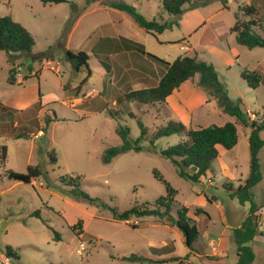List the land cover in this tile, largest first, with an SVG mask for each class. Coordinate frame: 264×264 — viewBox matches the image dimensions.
<instances>
[{
  "label": "rangeland",
  "instance_id": "rangeland-1",
  "mask_svg": "<svg viewBox=\"0 0 264 264\" xmlns=\"http://www.w3.org/2000/svg\"><path fill=\"white\" fill-rule=\"evenodd\" d=\"M110 1L135 5L149 20L160 19L164 14L168 22L175 19L164 10L163 0H69L62 4L0 0V16H12L36 41L31 54L8 55L0 50V100L20 89L8 82L13 67L16 75L18 67L22 76L33 73L35 77L24 86H32L33 91L38 85L42 95V103L16 114L13 121L0 126V146L7 147L6 162H0V249L11 247L18 252L20 258L14 264H237L234 233L225 228L231 226L229 219L235 226V221L241 222L250 212V203L241 205L229 191L237 189L250 175L251 127L235 118L239 143L232 150L222 148V158L214 162L210 178L191 183L181 178L171 162L160 154L184 137H165L152 146L158 126H154L157 121L151 105L120 101L115 104L120 97L117 89L103 95L105 103L85 115L81 112L78 115L70 105L64 84L80 85L71 92L73 95L90 90L89 98L96 97L106 71L101 64L104 57L99 56L100 61L93 57L89 63L92 75L88 78V69L76 71L66 53L83 50L92 55L88 36L110 20L111 12L104 9L92 12L83 18L80 29L71 37L72 29L84 12L91 11L94 5L108 6ZM201 1L195 3L198 5ZM250 5L256 6L257 18L263 26L264 0H210L208 5L195 9L187 5L178 20L206 22L208 28L227 29L235 25L236 14L240 21L247 19L242 9ZM116 12L146 33L130 14ZM117 13L114 15L118 17ZM98 30L96 36L102 31ZM166 35L173 33L169 31ZM193 37L194 40L189 39L191 44L200 39L196 33ZM233 37L235 42L231 45L238 48L239 61L235 67L219 69V77L229 97L242 100L241 107L248 115L251 113V121H260L264 118V86L252 89L241 72L259 69L264 73V48L242 46ZM179 44L166 49L175 51ZM52 111L59 121L48 126L46 122L52 119ZM79 116L85 118L79 119ZM139 122L149 127H145L147 134L141 143L144 150L129 151L110 163L105 162L106 150L122 142L116 132L118 124L128 126L131 140L135 141L141 136ZM261 136L264 139V131ZM54 155L58 157L57 163L51 160ZM259 157L264 177V149ZM29 166H38L43 173L34 183L24 184L9 178L10 171L27 173ZM157 175L172 186L171 194L176 198L171 212L173 218H178L182 207H188L189 216L199 229L193 249L187 246L181 230L166 219L132 218L128 222L114 219V211L122 213L135 205H153L167 195L166 185ZM76 178L80 179L77 181L80 187L72 182ZM82 191L90 199L82 197ZM253 191L260 207L262 231L250 245L256 253L254 264H264V178ZM200 199L201 203H197ZM197 209L204 212L197 213ZM224 212L229 219L222 216ZM79 221L84 224L82 237L71 229Z\"/></svg>",
  "mask_w": 264,
  "mask_h": 264
},
{
  "label": "trees",
  "instance_id": "trees-1",
  "mask_svg": "<svg viewBox=\"0 0 264 264\" xmlns=\"http://www.w3.org/2000/svg\"><path fill=\"white\" fill-rule=\"evenodd\" d=\"M44 4L67 3L69 0H41ZM199 0H163V8L170 15L175 17L173 21H163V19L149 20L144 15L138 12L137 7L123 1H110L108 6L122 12L130 14L136 23L149 33H163L166 30H172L174 26L178 25V18L184 13L185 6L189 5V9H195L199 6H206L210 0H202L200 4H196ZM223 5L227 6L226 1ZM243 12L246 20L240 21L238 14H236V23L231 28V32L236 35L237 43L251 49L264 48V25L260 24L258 20V11L256 6L250 5L244 7ZM127 48L139 49L145 53L143 45L122 39ZM36 46V41L33 34L20 22L13 19L12 16H0V50L8 55H25L31 54ZM67 59L73 65L76 71H80L86 67L91 75L89 67L90 55L84 51L72 52L67 51ZM155 59L165 70L157 85H150L146 89L132 90L129 93L120 92V100L123 102H138L143 105H154L156 103H165L167 98L173 92L179 89L186 81L193 79L196 75H200L199 86L209 95L210 98L217 100L222 111L232 117L237 118L247 127H251L252 131L249 136L250 141V175L237 189L230 190L231 197L237 198L241 205L250 203V212L248 217L244 220L240 228L234 229V241L237 245V264H254L256 261V253L250 243L261 234L260 207L255 202L254 188L263 181V173L261 170V160L259 154L264 149V139L261 133L264 131V118L260 121H251L247 112H245L241 105L242 100H232L229 97L228 91L224 83L221 82L216 67L206 61L199 60L196 56H181L173 62H167L159 59L153 55H149ZM106 66V65H105ZM107 69L109 67L107 66ZM16 69L13 67L10 70L9 83L14 84ZM242 78L248 83L252 89H257L264 86V73L255 69L253 71L245 70L241 73ZM42 103V96L39 93ZM122 97V98H121ZM38 103V104H39ZM116 103V104H117ZM7 110L6 107L0 103V112ZM53 117L47 121L49 126L51 123L59 121L56 113L53 112ZM111 115L115 117L110 110ZM237 123L229 121L226 124L211 125L206 128L195 129L188 127L180 121H170L165 127H160L154 139L151 141L152 146H156L157 141L162 138L178 135L184 137L178 144L161 151V156L169 160L174 166L176 173L183 179L191 183H200L203 178H206L208 173L214 169V162L220 156V148L225 150H232L239 143V132ZM141 129V136L135 141L131 140V130L128 126L118 124L116 132L121 138V144L118 146L109 147L104 154V161L110 163L116 157L129 152H141L144 147L141 145L147 134L146 128L142 122H139ZM7 147L0 146V162H6ZM53 163L58 162L57 155L51 157ZM40 167L29 166L27 173H18L15 171L9 172L11 180L21 182L24 184H32L33 181L42 175ZM158 180L164 182L167 188V195L162 197L156 204H142L118 213L114 211V219L116 221H129L132 218H146L159 217L166 219L172 225H176L184 234L186 244L193 249V245L199 236V229L194 223V220L189 216L188 207H182L178 211V218L175 219L171 215L175 199L172 196V186L164 179L163 176L157 175ZM72 182H77L79 178L73 179ZM77 186L80 184L77 182ZM226 188V187H225ZM82 197L90 199L86 192H81ZM178 195V194H177ZM212 201V200H211ZM204 212L202 209H197L198 212ZM36 216L39 213L35 214ZM83 222L79 221L71 227L76 236L82 237L84 235ZM56 239L61 240L58 232H56ZM10 254L19 259V254L11 247H7ZM127 260H132L133 257H125Z\"/></svg>",
  "mask_w": 264,
  "mask_h": 264
},
{
  "label": "crops",
  "instance_id": "crops-1",
  "mask_svg": "<svg viewBox=\"0 0 264 264\" xmlns=\"http://www.w3.org/2000/svg\"><path fill=\"white\" fill-rule=\"evenodd\" d=\"M134 4H137V1L134 2ZM102 9L111 12L110 20L98 27V29H102L99 36H96L98 30L96 29L89 34L87 40L89 43L88 47L93 53L90 55L89 63L93 57H96L98 60L99 56L104 57V61L101 62V64L104 66L106 72L102 79V88L98 91L99 95L89 98L90 90H87L85 93L77 91L76 94L73 95L71 92L74 93V90L78 89L80 85L68 87L67 84H64L63 87L69 95L71 107L74 108L78 115L80 112L85 115V113L96 111L97 105L105 103L103 95L108 94L114 89H117L116 93H129L132 90L146 89L150 85H157L165 68L149 55H153L167 62H173L181 56H196L201 61L213 64L217 69L218 75L220 72L219 69L235 67L239 61L240 55L238 48L231 45L235 42L233 36L236 37V35L231 32L232 27L227 29H223L224 27L220 26L208 28L206 22H203V24H195L186 20H178V25L174 26L172 30H166L163 33L155 34L145 30L146 33H143V31L136 28L130 20L128 21L123 14L122 16H124V18L119 16V13L116 11L120 10L109 6L101 7L99 5H94L91 11L84 12L75 23L71 37L80 29L83 18L90 15L92 12H100ZM115 13H117L118 17L114 15ZM165 16L166 14L161 17L164 22L166 21ZM175 30H178L177 33H174ZM169 31L172 32L173 35H166V32ZM195 33L200 35V39L195 44H191L189 39L194 40L195 37H193V35ZM122 39L143 45L145 53H142L139 49L127 48L125 42H122ZM176 43L180 44L175 51H168L166 49L173 48ZM67 50L70 49L68 48ZM107 66L109 69H107ZM18 69V73L14 78V84L12 85L18 86L20 89L15 94H10L0 100V103L7 108V110L0 112V126H2V124L3 126L7 125L8 122L14 120L16 114L26 112L38 104L40 100L38 85H35V90L33 91L32 86H24L25 83L30 81V78L32 79L35 77L34 74L22 76L20 74V67H18ZM91 75H88V78H90ZM85 79L87 81V78ZM199 81L200 75L198 74L193 79L186 81L179 89L175 90L173 94L167 98L165 103L151 105L155 115L154 119L157 121V123H154L155 127L158 126V128L156 127L157 130L160 127H165L172 120L180 121L186 126L195 129L206 128L214 124L222 126L229 121L236 122L235 117L224 113L219 107L217 100L210 98L199 86ZM97 102H99V104H97ZM116 103L117 101L115 104ZM225 114L228 115V117H224ZM249 115H251V113H249ZM80 117L81 116L78 118H85V116L83 118ZM145 127L148 126L145 125ZM219 150V159H221L222 147ZM225 168L230 170L228 165H226ZM212 174V172L208 173L207 177L203 178L202 181L210 178ZM201 200L202 199L197 203H201ZM222 216L229 219L227 212H224ZM245 219H242L241 222L235 221V226H232L231 219H229L231 226H226L225 230H229L233 234L234 229L240 228ZM260 224V230L262 231L261 219ZM211 244L214 245V242L212 241ZM157 260L163 259L157 258Z\"/></svg>",
  "mask_w": 264,
  "mask_h": 264
},
{
  "label": "built area",
  "instance_id": "built-area-1",
  "mask_svg": "<svg viewBox=\"0 0 264 264\" xmlns=\"http://www.w3.org/2000/svg\"><path fill=\"white\" fill-rule=\"evenodd\" d=\"M14 255L10 254L7 249H0V264H14Z\"/></svg>",
  "mask_w": 264,
  "mask_h": 264
},
{
  "label": "water",
  "instance_id": "water-1",
  "mask_svg": "<svg viewBox=\"0 0 264 264\" xmlns=\"http://www.w3.org/2000/svg\"><path fill=\"white\" fill-rule=\"evenodd\" d=\"M2 227H4V226H2Z\"/></svg>",
  "mask_w": 264,
  "mask_h": 264
}]
</instances>
